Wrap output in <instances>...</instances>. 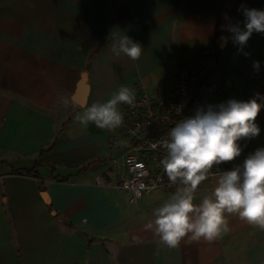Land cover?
Here are the masks:
<instances>
[{"label": "crops", "instance_id": "obj_1", "mask_svg": "<svg viewBox=\"0 0 264 264\" xmlns=\"http://www.w3.org/2000/svg\"><path fill=\"white\" fill-rule=\"evenodd\" d=\"M242 5L264 10V0H0V264H264V231L237 215L225 214L229 231L212 242L160 243L145 226L176 191L132 203L119 188L125 149L109 140L118 128L75 119L121 86L137 98L174 83L178 67L210 73L214 105L264 98V34L250 37L248 56L231 40L221 46L232 35L222 25L243 29ZM121 35L140 44L138 60L112 54ZM256 123L260 134L238 141L241 155L198 186L194 203L264 148V107Z\"/></svg>", "mask_w": 264, "mask_h": 264}, {"label": "clouds", "instance_id": "obj_2", "mask_svg": "<svg viewBox=\"0 0 264 264\" xmlns=\"http://www.w3.org/2000/svg\"><path fill=\"white\" fill-rule=\"evenodd\" d=\"M245 21L240 25L221 26L232 35L221 36V46L229 40L237 45L238 53L245 56L247 42L253 33L264 34V10L241 6ZM141 46L127 35L114 38L111 52L131 60L141 56ZM253 69L260 70V62H253ZM264 100L257 93L248 101L229 99L219 104L198 106L194 115L175 124L168 138L160 142L166 155L161 165L169 181L179 182L180 187L154 212V220L145 227L168 247H177L185 237L189 241L201 238L212 242L229 231L225 214L237 215L240 220L264 231V148L250 154L242 166L222 171L215 188L205 195L199 204L194 203L198 186L208 178L214 166L234 161L241 155L238 141L252 139L260 134L256 123ZM135 91L121 86L104 102H95L75 116L76 121L87 128L114 130L124 121L119 105H134Z\"/></svg>", "mask_w": 264, "mask_h": 264}, {"label": "built area", "instance_id": "obj_3", "mask_svg": "<svg viewBox=\"0 0 264 264\" xmlns=\"http://www.w3.org/2000/svg\"><path fill=\"white\" fill-rule=\"evenodd\" d=\"M193 75L188 67H181L174 83L151 92L143 88L134 105H120L124 121L109 140L114 147L125 149L126 173L119 179V188L130 194L132 203L152 193H172L183 187L179 182L171 183L164 172L160 162L166 151L160 142L168 138V132L177 122L193 116L198 106L209 103L208 99L201 98V90L209 80L195 91L199 78ZM208 90L212 93L213 87ZM219 166L213 167L206 180L216 175Z\"/></svg>", "mask_w": 264, "mask_h": 264}, {"label": "water", "instance_id": "obj_4", "mask_svg": "<svg viewBox=\"0 0 264 264\" xmlns=\"http://www.w3.org/2000/svg\"><path fill=\"white\" fill-rule=\"evenodd\" d=\"M88 93H89L88 75L84 73L82 75L81 81L79 82L78 89L74 97V101L80 106H83L86 103ZM41 196L46 204H50L51 200L47 192H43Z\"/></svg>", "mask_w": 264, "mask_h": 264}, {"label": "rangeland", "instance_id": "obj_5", "mask_svg": "<svg viewBox=\"0 0 264 264\" xmlns=\"http://www.w3.org/2000/svg\"><path fill=\"white\" fill-rule=\"evenodd\" d=\"M179 69H180V67H178L177 69H176V72H175V74H174V77H173V79L175 80L176 79V77H177V75H178V71H179ZM196 79L197 78H200L201 77V75L200 74H198L196 71H194V75H193ZM212 86V83H208L207 84V86L206 87H204L202 90H201V98H205V99H208L209 100V103L208 104H213V95H212V93L208 90L209 89V87H211ZM213 87V86H212ZM239 99L240 98V95H238V94H234V95H232L231 96V99ZM124 153V151H122L121 150V152L120 153H117L118 154V159H121L122 158V154Z\"/></svg>", "mask_w": 264, "mask_h": 264}, {"label": "trees", "instance_id": "obj_6", "mask_svg": "<svg viewBox=\"0 0 264 264\" xmlns=\"http://www.w3.org/2000/svg\"><path fill=\"white\" fill-rule=\"evenodd\" d=\"M210 77V73H204L195 83L194 85V90L197 91L199 90L203 85H206L208 83ZM16 174H26V175H32V176H37V173L32 170V171H14ZM61 181L64 179H60Z\"/></svg>", "mask_w": 264, "mask_h": 264}]
</instances>
